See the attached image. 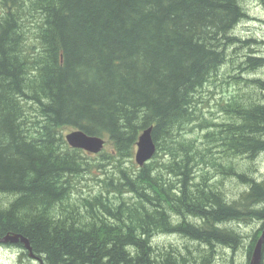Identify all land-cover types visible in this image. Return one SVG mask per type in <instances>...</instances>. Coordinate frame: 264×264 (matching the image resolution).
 <instances>
[{"label":"trees","instance_id":"1","mask_svg":"<svg viewBox=\"0 0 264 264\" xmlns=\"http://www.w3.org/2000/svg\"><path fill=\"white\" fill-rule=\"evenodd\" d=\"M248 14L245 0H0V237L23 234L43 264H212L210 252L189 258L150 237L179 232L235 247L240 233L226 225L256 220L250 259L264 228V180L226 161L264 153V79L243 78L251 89L217 101L219 122L198 106L210 91L201 88L228 67L239 79L238 68L264 66L255 40L233 31ZM196 120L199 144L181 135ZM63 126L107 137L117 161L152 126L156 151L143 165L115 166L98 193L77 195L88 155ZM215 172L247 189L229 199ZM8 245L28 256L23 243Z\"/></svg>","mask_w":264,"mask_h":264},{"label":"rangeland","instance_id":"2","mask_svg":"<svg viewBox=\"0 0 264 264\" xmlns=\"http://www.w3.org/2000/svg\"><path fill=\"white\" fill-rule=\"evenodd\" d=\"M246 10L248 11L249 18L244 19L239 24L236 25L233 30L234 33L242 38H252L255 43L252 45V49L255 54L264 57V2L263 0H245ZM246 54H249V49H245ZM254 54V53H251ZM232 68L228 67L227 74L217 76L207 82L206 87L201 88L202 94L208 90L202 99V102L198 104L199 112L201 115L204 113L208 115L210 122H219L225 118L224 112L216 106L217 101H228L229 98L236 94V92L242 93L247 92L251 89L250 86H246L243 78H255L259 77L264 79V66L259 67L254 71L242 72L241 69H237L235 75L239 76L236 79L230 75L232 74ZM202 122V123H200ZM204 121L196 120L195 123L191 124L186 130L181 131L183 138L195 139L194 142L199 144L203 140L202 134L204 132ZM192 123V120L189 122ZM199 124H202L199 126ZM208 127L211 128V123L207 122ZM73 130L71 126L60 127L59 131L62 135L67 134L69 131ZM186 135V137H184ZM106 142L104 144L101 152L103 155L111 156H100L97 154L91 155L86 152L88 156L84 158L89 164V172L82 174V176H77L74 178V188L73 191L77 195H86L98 193L99 189L102 188L103 179L105 176L117 171L115 166L121 167H137L134 160V151L132 150L131 155L123 160H115V155L112 152V146L110 141L105 137ZM204 149V148H203ZM165 150L158 152L160 158H163ZM238 164L240 167L247 169L252 177L259 181L264 180V153H260L256 158L249 159L243 156L237 158H231L227 160V164ZM198 166L203 171L206 169L204 162H198ZM250 168V170H249ZM215 175V180L221 182L220 187L224 194L227 195L229 199H237L238 196L247 189L245 184L240 183L236 177L231 175H222L218 172L213 173ZM113 193V192H111ZM114 201H118L119 198L122 200H131L133 195L130 193H123L120 195L118 193H113L111 195ZM5 197V196H4ZM264 206V204H262ZM189 221H196L193 217H187ZM260 222L256 220L249 221H235L226 225V227L238 231L240 233L241 239L237 246L231 247L227 245H220L219 243H209L206 244L203 241L193 239L189 236L182 235V233H163L154 232L151 235V243L157 249H166L168 252H179L182 256L191 258L192 256L201 257L203 253L210 252V258L212 264H248L249 259H247V253L251 244L252 238L250 237L252 233L259 227ZM242 233V235H241ZM264 261V258H263ZM0 264H39L37 261L29 258L23 248L16 245H6L0 244Z\"/></svg>","mask_w":264,"mask_h":264},{"label":"water","instance_id":"3","mask_svg":"<svg viewBox=\"0 0 264 264\" xmlns=\"http://www.w3.org/2000/svg\"><path fill=\"white\" fill-rule=\"evenodd\" d=\"M264 1V0H263ZM151 128L144 130L139 136V140L136 143V150L134 153V160L142 164L149 158H151L155 151V145L150 136ZM66 139L71 144V146L76 148H82L87 152H98L103 144L104 139L100 136H88L81 129H74L66 134ZM263 240H264V228L262 234L258 237L255 242L249 263L248 264H261L263 257ZM1 242H21L24 244L25 248L29 250V256L34 257V253L31 250V245L29 239L19 232H8L2 237H0ZM39 262L43 264V261L39 259Z\"/></svg>","mask_w":264,"mask_h":264},{"label":"bare ground","instance_id":"4","mask_svg":"<svg viewBox=\"0 0 264 264\" xmlns=\"http://www.w3.org/2000/svg\"><path fill=\"white\" fill-rule=\"evenodd\" d=\"M264 2V1H263ZM151 128V131H150V136H151V138H152V126H148V127H146V128H144L143 130H142V132L144 131V130H146V129H148V128ZM84 132V131H83ZM142 132L140 133V135L142 134ZM69 133V132H68ZM85 133V132H84ZM85 134H87V133H85ZM88 136H92V135H89V134H87ZM139 135V136H140ZM95 136H98V135H95ZM101 137V136H100ZM65 138H66V135H65ZM103 138V137H102ZM104 139V138H103ZM67 140V139H66ZM138 140H139V137H138ZM137 140V141H138ZM152 141H153V143H154V145H155V151H156V144H155V142H154V140H153V138H152ZM68 142V141H67ZM105 142H106V140L104 139V144H105ZM137 143V142H136ZM68 144H69V142H68ZM104 144H103V146H102V148L99 150V151H101L102 149H103V147H104ZM70 146H71V144H69ZM73 147V146H72ZM76 148V147H75ZM82 149V148H81ZM135 150H136V148H135ZM98 151V152H99ZM155 151H154V153H155ZM98 152H91V153H98ZM154 155V154H153ZM152 158V157H151ZM151 158H149L148 160H146L144 163H146L147 161H149ZM136 162V161H135ZM137 163V162H136ZM144 163H142V164H139V163H137L138 165H143ZM262 232H263V230H262ZM262 232H261V234H262ZM170 233H175V232H170ZM260 234V235H261ZM264 241V240H263ZM8 243L9 242H1L0 241V244H6V245H8ZM10 243H12V242H10ZM16 246H18V245H16ZM21 248V247H20ZM28 257L29 258H31V259H33V260H35V261H37L39 264H41L40 262H39V260L37 259V258H35V257H32V256H29V253H28Z\"/></svg>","mask_w":264,"mask_h":264}]
</instances>
